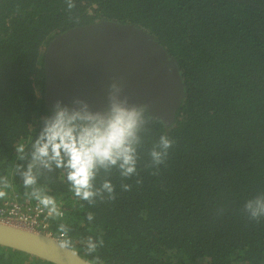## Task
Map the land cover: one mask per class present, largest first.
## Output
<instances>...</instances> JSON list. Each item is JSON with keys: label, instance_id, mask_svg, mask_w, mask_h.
I'll return each instance as SVG.
<instances>
[{"label": "trees", "instance_id": "trees-1", "mask_svg": "<svg viewBox=\"0 0 264 264\" xmlns=\"http://www.w3.org/2000/svg\"><path fill=\"white\" fill-rule=\"evenodd\" d=\"M0 0V177L13 182L4 204L32 214L18 166L52 114L44 101V54L58 35L100 20L139 26L178 61L185 98L167 127L146 112L138 133V175L100 170L94 182L116 186V199L81 201L66 172L38 168V186L56 198L63 217L44 214L61 242L100 264H264V218L252 221L250 199L264 197V0ZM174 140L156 166L160 137ZM26 145L19 160L15 145ZM160 174L154 176L153 173ZM137 179H143L141 185ZM131 184L125 192L121 184ZM47 212V210H45ZM94 214L92 221L88 213ZM89 238L96 251L89 254ZM102 242V243H101ZM0 264H50L0 247Z\"/></svg>", "mask_w": 264, "mask_h": 264}, {"label": "water", "instance_id": "water-1", "mask_svg": "<svg viewBox=\"0 0 264 264\" xmlns=\"http://www.w3.org/2000/svg\"><path fill=\"white\" fill-rule=\"evenodd\" d=\"M44 101L50 111L57 102L94 113L110 110V85L122 84L128 106H148V114L171 127L184 98L185 82L178 61L156 38L139 26L100 20L56 36L44 54ZM45 233L0 221V247L50 264H90L73 249Z\"/></svg>", "mask_w": 264, "mask_h": 264}, {"label": "clouds", "instance_id": "clouds-1", "mask_svg": "<svg viewBox=\"0 0 264 264\" xmlns=\"http://www.w3.org/2000/svg\"><path fill=\"white\" fill-rule=\"evenodd\" d=\"M66 2L69 10L76 7L73 0ZM122 92V84L114 80L110 85V110L106 115L92 112L86 103L77 100L75 103L79 107L62 106L57 102L52 114L45 118L39 138L32 143L31 160L26 170L21 171V165L18 166V171L23 179V188L31 189V192H24L25 197L36 201L41 209L47 210L49 217H63L64 213L59 210L56 198L38 186V168L52 171L55 167L62 173L66 172L70 192L89 204H94L97 197L103 199L105 193L110 201L116 199V186L111 180H105L100 188L96 187L94 182L101 169L107 172L116 168L124 178L138 175V133L146 123L148 106L129 107L128 99L121 98ZM174 143L167 135L160 137L159 147L162 150L153 149L151 152L156 166L165 163L168 150ZM14 147L17 158L24 160L26 145L19 142ZM159 174L153 173L154 176ZM142 183L143 179L136 180L137 185ZM13 187V182L7 177H0V199H4L8 190ZM120 188L128 192L132 190V185L125 183ZM244 207L250 220L259 222L264 218V197L250 199ZM87 218L92 221L94 214L88 213ZM69 231L66 225L59 224L60 246L66 250L73 248ZM96 248V243L89 238L88 253L95 252ZM90 264H100L99 257Z\"/></svg>", "mask_w": 264, "mask_h": 264}, {"label": "built area", "instance_id": "built-area-1", "mask_svg": "<svg viewBox=\"0 0 264 264\" xmlns=\"http://www.w3.org/2000/svg\"><path fill=\"white\" fill-rule=\"evenodd\" d=\"M44 214L48 215L44 209L38 206H35L32 214H27L22 212L19 204L6 202L4 208L0 212V221L51 236V234L48 233L47 224L41 220Z\"/></svg>", "mask_w": 264, "mask_h": 264}]
</instances>
